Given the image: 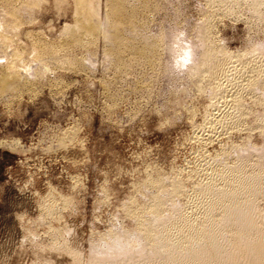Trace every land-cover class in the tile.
<instances>
[{
  "label": "rangeland",
  "instance_id": "374dc122",
  "mask_svg": "<svg viewBox=\"0 0 264 264\" xmlns=\"http://www.w3.org/2000/svg\"><path fill=\"white\" fill-rule=\"evenodd\" d=\"M88 1L85 36L74 0H0V264H106L157 217L202 225L200 186L264 141V3Z\"/></svg>",
  "mask_w": 264,
  "mask_h": 264
},
{
  "label": "bare ground",
  "instance_id": "6f19581e",
  "mask_svg": "<svg viewBox=\"0 0 264 264\" xmlns=\"http://www.w3.org/2000/svg\"><path fill=\"white\" fill-rule=\"evenodd\" d=\"M74 3L80 17L73 34H92L97 30V26L89 22L93 17L89 13L90 1L74 0ZM251 3V7L256 11L264 0H253ZM74 37L78 40L79 36ZM208 56V53H205L201 63H204ZM8 64L9 60L4 68H7ZM14 71L13 66L8 69L10 73ZM259 122L263 124L261 129L264 130V104ZM232 150H229L230 153ZM249 151L256 155L253 162L248 159L250 157L242 155ZM235 152H238L236 148ZM263 163L264 141L259 146L244 144L241 152L237 153L236 164L224 168L225 171L218 175L223 180L221 185L209 182L200 186L198 194L204 199L205 211L202 225L187 224L180 234L183 223L172 224L174 214H169L167 218L157 217L153 221V229L146 235L149 242L142 237L132 245L126 237L116 236L113 242L105 247L104 256L108 261L106 264H126L136 255L139 264L144 261L145 264H239L236 261L238 253L245 254L243 264H264V221L256 208L258 200H264ZM234 240H239L237 252L232 250Z\"/></svg>",
  "mask_w": 264,
  "mask_h": 264
}]
</instances>
